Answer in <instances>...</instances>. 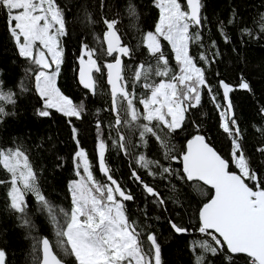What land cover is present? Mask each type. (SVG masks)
I'll return each instance as SVG.
<instances>
[{
  "label": "snow or ice",
  "instance_id": "snow-or-ice-1",
  "mask_svg": "<svg viewBox=\"0 0 264 264\" xmlns=\"http://www.w3.org/2000/svg\"><path fill=\"white\" fill-rule=\"evenodd\" d=\"M154 4L159 10V19L154 31L143 33L142 43L155 63L140 62L130 68L123 58L131 57L133 50L123 42L116 27L118 21L105 19L103 42L106 47L98 50L87 43L81 45L79 82L95 94L94 73L106 70L114 114L112 127L118 133L112 146L129 154L131 140L119 132L121 126L138 130L139 146L147 147V137L154 138L163 159L181 167L174 169L171 164L149 159L143 153L136 160L139 167L151 176L176 177L203 197L196 209V230L206 239L192 243L195 264H206L205 254L220 253H224L228 264H234L233 258L238 256L246 257V264H264V179L251 167L242 147V133L229 95L233 86L223 80L219 82L225 102L222 106L207 81L205 69L198 66L197 59L190 54V45L202 39L200 32L192 31L202 26V0H185L184 3L154 0ZM127 10L129 15L136 16L131 0ZM0 11L6 16L19 56L36 66L29 71L43 105L37 109L38 115L48 117L49 110L54 109L65 117L80 119L83 102L74 103L57 86L64 57L63 38L68 35L65 10L58 0H0ZM261 21L264 22V16ZM243 31L252 35L246 28ZM261 31L264 32V25ZM162 40L170 45L174 54L175 70L165 55ZM101 56L112 59L101 64L98 62ZM199 60L209 62L203 53ZM138 87L142 93H138ZM238 87L250 91L249 83L243 79ZM203 89H207L220 112V127L231 138L230 160L211 146L198 124L182 148L173 142L174 137L185 130L188 113L201 104ZM15 95L12 90L5 91L0 80V122L12 114L5 105H15ZM96 127L98 166L108 183L96 179L88 154L77 140L76 178L68 187L69 209L57 208L42 193L38 174L22 146L0 147V169L10 174V180H0V184L10 185L7 193L10 207L21 214L24 225H29L26 197L32 195L50 217L56 241L53 244L47 237L38 241L42 253L40 264H67L65 257H71L74 264H161V246L156 233L143 232L127 215L124 202L131 201L133 196L113 178L105 160L108 144L100 133V121ZM72 130L75 139L77 129L73 126ZM257 150L264 152V147ZM233 166L237 171L232 170ZM132 178L161 206L165 204L159 192L145 183L135 169ZM169 223L178 234L189 232L183 224ZM5 260L6 253L0 249V264H5Z\"/></svg>",
  "mask_w": 264,
  "mask_h": 264
},
{
  "label": "trees",
  "instance_id": "trees-1",
  "mask_svg": "<svg viewBox=\"0 0 264 264\" xmlns=\"http://www.w3.org/2000/svg\"><path fill=\"white\" fill-rule=\"evenodd\" d=\"M181 1L184 3V0ZM58 3L65 10L68 35L63 38L64 57L57 84L74 103L83 102L84 112L80 119L65 117L54 109L49 110L51 114L48 117L38 115L37 109L43 105L35 91L34 76L29 71L36 66L19 56L9 34L6 16L0 11V80L5 91L12 90L16 94L15 105H5L12 114L0 122V147L22 146L38 174L42 193L57 208L69 209L68 187L69 181L75 177L76 141L94 159L98 143L96 125L100 121V133L108 144L106 163L113 178L133 196L131 201L124 202L127 215L140 225L143 232L156 233L161 246V264H195L196 253L192 250V243L206 239L196 230V209L203 197L176 177L151 176L146 169L139 167L136 160L141 153L165 165L171 164L174 169L181 167L163 159L154 138L147 137V147L139 146L138 130L121 126L119 132L131 140L129 154L125 155L113 147L112 141L117 139L118 133L112 127L114 114L106 70L94 73L95 94L83 88L77 77L82 43L98 50L106 47L103 42L105 19L118 21L116 27L123 42L133 50L131 57L123 58L130 68H135L140 62L155 63L142 43L143 33L153 31L158 18L159 10L154 0H131L136 7V16L128 13L129 0H58ZM202 4V26L192 29L193 32H200L202 39L190 45V54L197 59L198 66L205 69L207 81L222 106L224 100L219 82L224 79L233 86L231 101L242 133L241 144L251 167L264 179V152L257 150L264 147V112L261 111L264 109V32L261 31L264 0H202ZM245 28L252 35L246 34L243 31ZM161 43L170 66L175 70L177 66L170 45L163 40ZM201 53L209 58V62L199 60ZM111 59L101 56L98 62L103 64ZM242 79L249 83L250 91L238 87ZM137 91L143 92L139 87ZM197 124L208 142L230 160L231 138L220 127V112L207 89L202 90L201 104L188 113L185 130L177 134L173 142L182 148L186 139L195 133ZM73 126L77 129L75 139ZM133 169L164 198L163 206L132 178ZM232 170H236L234 166ZM153 171L158 172L157 169ZM98 175L101 173L95 170L94 176L100 179ZM0 180L9 181L10 174L0 169ZM9 186L8 183L0 184V249L6 253L5 264H39L41 247L38 241L47 236L54 244V226L46 210H41V205L32 195L26 197V214L30 224L24 225L21 214L10 207ZM169 221L183 224L189 232L176 233ZM56 251L59 253V249ZM205 255L206 264H228L224 253ZM65 259L67 263L74 264L71 257ZM233 260L234 264H246L244 256L234 257Z\"/></svg>",
  "mask_w": 264,
  "mask_h": 264
},
{
  "label": "rangeland",
  "instance_id": "rangeland-1",
  "mask_svg": "<svg viewBox=\"0 0 264 264\" xmlns=\"http://www.w3.org/2000/svg\"><path fill=\"white\" fill-rule=\"evenodd\" d=\"M182 2V1H181ZM158 19H159V14H158V18H157V21H156V23L158 22ZM156 25V24H155ZM154 30H155V27H154ZM153 30V31H154ZM64 47V46H63ZM57 86H58V84H57ZM66 95V94H65ZM68 96V95H67ZM70 99H71V97L70 96H68ZM76 136H77V134H76ZM76 138V137H75ZM98 144V143H97ZM79 147H82V146H80L79 145ZM83 149L84 150H86L84 147H83ZM77 150H78V147H77ZM86 152H87V154H88V157H89V159H90V161H91V163H92V170H93V173H95V170H97L98 172H100L101 173V175H98V176H100V179H98V178H96L98 181H100L101 183H108V181L106 180H104V179H106V177H105V175L100 171V169H99V166H98V152H97V148H96V157L93 159V158H91L90 157V155H89V153H88V151L86 150ZM103 175H104V177H103ZM76 178V176L73 178V179H75ZM72 179V180H73ZM71 180V181H72ZM69 183H70V181H69Z\"/></svg>",
  "mask_w": 264,
  "mask_h": 264
},
{
  "label": "water",
  "instance_id": "water-1",
  "mask_svg": "<svg viewBox=\"0 0 264 264\" xmlns=\"http://www.w3.org/2000/svg\"><path fill=\"white\" fill-rule=\"evenodd\" d=\"M184 2H185V0H184ZM105 46H106V44H105ZM109 61H111V60H109ZM108 61V62H109ZM79 67H80V65H79V63H78V68H77V77H78V81H79ZM223 81H225V82H227L226 80H224V79H222ZM106 82H107V77H106ZM80 83V82H79ZM228 83V82H227ZM81 85V84H80ZM82 86V85H81ZM109 86V85H108ZM83 87V86H82ZM84 88V87H83ZM220 89H221V92H222V95H223V90H222V88L220 87ZM88 90V89H87ZM109 90H110V86H109ZM90 91V90H89ZM230 95V99H231V93L229 94ZM225 103V102H224ZM233 113H234V108H233ZM204 135V134H203ZM188 138H190V136L188 137ZM187 138V139H188ZM211 144V143H210ZM211 146H213L212 144H211ZM214 147V146H213ZM215 149H216V147H214ZM217 150V149H216ZM217 152L218 153H220L218 150H217ZM221 154V153H220ZM222 155V154H221ZM225 158V157H224ZM233 171H236V170H233ZM44 237H47V236H44ZM48 239H49V237H47ZM50 240V239H49ZM41 256H42V253H41ZM39 264H40V262H39ZM67 264H73V263H67Z\"/></svg>",
  "mask_w": 264,
  "mask_h": 264
}]
</instances>
